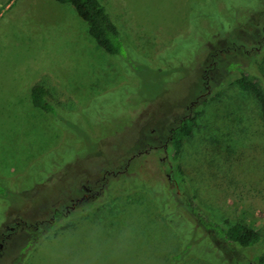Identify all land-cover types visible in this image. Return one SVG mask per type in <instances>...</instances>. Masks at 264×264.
<instances>
[{"label": "rangeland", "instance_id": "374dc122", "mask_svg": "<svg viewBox=\"0 0 264 264\" xmlns=\"http://www.w3.org/2000/svg\"><path fill=\"white\" fill-rule=\"evenodd\" d=\"M102 1L121 55L71 3L0 0V264H225L162 166L191 108L205 113L182 153L188 193L216 221L263 234L243 253L255 264L264 125L236 79H264V0ZM35 84L55 117L33 105ZM106 181V206L90 208ZM56 210L72 211L52 223Z\"/></svg>", "mask_w": 264, "mask_h": 264}, {"label": "trees", "instance_id": "16d2710c", "mask_svg": "<svg viewBox=\"0 0 264 264\" xmlns=\"http://www.w3.org/2000/svg\"><path fill=\"white\" fill-rule=\"evenodd\" d=\"M61 3H71L75 6L78 15L88 23L89 33L96 40L97 44L105 51L112 55H121L124 46L128 48L123 33L115 21L108 6L102 0H56ZM264 48V39L261 42ZM241 89L248 91L255 96L261 108V120L264 125V79L248 69H241L240 76L236 79ZM32 103L36 108H39L55 117V109L57 107L49 101V91L42 84H35L31 88ZM207 101H203L205 104ZM204 110H196L191 108L186 112L182 120L173 127L169 138L166 141L168 144L162 166L169 171L170 181L174 185V189L179 195L182 204L187 208L188 212L195 217L200 227L204 228L206 235L210 238L215 248L219 250L223 257L222 263L228 264H252L251 260L243 255L244 250L251 249L260 244L263 240V234L244 223L237 222L232 225H227L228 221H216L200 204L196 201L193 194L188 193V179L192 174H188L186 166L183 164V156L186 142L197 131L198 121L201 120ZM217 145V144H216ZM165 148V147H164ZM228 153L232 154L233 148L229 144L227 147ZM222 172L227 173V170ZM225 176V175H224ZM169 181V180H168ZM169 181V182H170ZM109 181L104 182L101 190L94 193L89 202H92L97 210L104 208L106 202L105 188ZM120 193L115 194L117 197ZM175 198V197H174ZM103 200V205L99 206L98 201ZM88 197L82 202L76 203L74 207H79L83 202H86ZM91 204V203H90ZM92 204V205H93ZM90 210V209H89ZM69 213L56 210L52 223L59 222L60 219H67ZM218 254V253H217ZM241 260L242 263L239 262ZM255 264H264V252L257 255L254 259Z\"/></svg>", "mask_w": 264, "mask_h": 264}, {"label": "flooded vegetation", "instance_id": "af4514ba", "mask_svg": "<svg viewBox=\"0 0 264 264\" xmlns=\"http://www.w3.org/2000/svg\"><path fill=\"white\" fill-rule=\"evenodd\" d=\"M192 106H194V103L192 104ZM172 130H173V127L171 128V131H172ZM167 146H168V144H165V145H164L165 148L163 147V149L166 150ZM163 160H165V159L163 158ZM103 185H104V184H103ZM103 185H102V186H103ZM101 188H102V187H100L99 190H97L96 193H98V192L101 190ZM96 193H95V194H96ZM87 197H88V196H87ZM87 197H85V198H87ZM79 202H80V201H79ZM74 205H76V203H74ZM53 219H54V218H53ZM53 219H52V220H53ZM9 228H10V227H9ZM11 229H15V227H11ZM3 246H4V243H0V248H2Z\"/></svg>", "mask_w": 264, "mask_h": 264}]
</instances>
